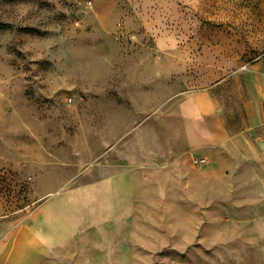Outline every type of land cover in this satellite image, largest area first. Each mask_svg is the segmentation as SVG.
Returning a JSON list of instances; mask_svg holds the SVG:
<instances>
[{"label":"rangeland","instance_id":"1","mask_svg":"<svg viewBox=\"0 0 264 264\" xmlns=\"http://www.w3.org/2000/svg\"><path fill=\"white\" fill-rule=\"evenodd\" d=\"M262 56L264 0H0V213L123 171L136 216L48 264H264L262 186L197 193L171 131L181 97Z\"/></svg>","mask_w":264,"mask_h":264},{"label":"crops","instance_id":"2","mask_svg":"<svg viewBox=\"0 0 264 264\" xmlns=\"http://www.w3.org/2000/svg\"><path fill=\"white\" fill-rule=\"evenodd\" d=\"M178 109L171 125L179 127L171 131L179 159L197 156L205 163L194 167L197 193L204 179L212 195L245 183L264 189V56L184 95ZM133 187L130 176L119 171L48 193L30 210L0 213V264H48L54 249L106 223L132 219L138 209ZM257 202L264 203V191ZM251 233L259 242L252 241L249 251L264 257V229Z\"/></svg>","mask_w":264,"mask_h":264}]
</instances>
